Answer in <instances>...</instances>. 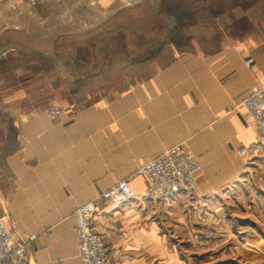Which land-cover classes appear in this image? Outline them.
Returning a JSON list of instances; mask_svg holds the SVG:
<instances>
[{
  "label": "crops",
  "instance_id": "1",
  "mask_svg": "<svg viewBox=\"0 0 264 264\" xmlns=\"http://www.w3.org/2000/svg\"><path fill=\"white\" fill-rule=\"evenodd\" d=\"M181 1L98 0L101 24L110 21V12H140L150 3V18L109 26L136 44L150 37L148 30L179 34L171 14L180 12ZM39 2L0 0V35L12 29L9 13L34 12ZM158 13L166 17L156 18ZM239 21L227 19L209 43L196 39L191 52L164 54L172 58L121 89L78 83L92 68L77 70L75 60L67 69L64 59L43 51L12 49L43 56H31L37 59L0 78V213L16 240L36 236L27 255L10 264H82L74 212L122 181L131 185L133 201L101 208L93 219L110 264H220V257L234 258V232L220 226L219 201L244 182L251 185L256 173L258 194L249 192L246 199L256 200L259 220L264 204V136L239 105L264 85V18L242 31L235 30ZM108 38L102 36L97 52ZM250 58L251 69L245 64ZM47 89L52 98L40 101ZM52 106L62 113L50 115ZM177 146L200 162L197 192L146 198L147 183L137 170ZM242 147L248 155L240 154ZM229 263L234 261L222 262Z\"/></svg>",
  "mask_w": 264,
  "mask_h": 264
},
{
  "label": "rangeland",
  "instance_id": "2",
  "mask_svg": "<svg viewBox=\"0 0 264 264\" xmlns=\"http://www.w3.org/2000/svg\"><path fill=\"white\" fill-rule=\"evenodd\" d=\"M145 5V10L140 12H110V21L102 27L105 14L99 8L98 0H40L33 9L34 12L27 9L21 14L17 8L8 14L7 23L11 22L12 29L0 35V52L12 46L40 50L54 58L64 59V68L67 69L73 64L72 60H75L79 64L77 70L92 68L87 73L91 76L78 79V83H86L87 87L100 84L107 89H121L134 83L136 79L145 78L150 73V68H156L172 58L163 56L164 54L191 52L195 48L196 39L199 44H202L201 41L209 43L210 37L220 32V27L225 26L227 19L235 17V20H240L236 22L235 30L242 31L244 28L252 29L255 22L264 18V0H184L181 1L180 12L171 14L176 22H172L170 18L179 34L167 29L164 35L159 36L161 30H148L150 37H143V42L136 44L127 40L123 29L109 26L110 22L130 17L150 18L151 4ZM157 17H166V14L158 13ZM229 28L232 29L231 26ZM143 31L147 30L144 28ZM152 31L155 33L153 36ZM173 34L176 40L173 39ZM104 35L109 38L102 39L97 52L98 42ZM136 52H139V56H135ZM1 56L0 78L8 75L14 68L18 69L37 59L31 56L43 55L10 50ZM115 56L120 60L114 59ZM99 58L103 60L101 66ZM45 67L51 69L48 64ZM48 91L49 89L39 94L40 101L48 102L52 98ZM53 108L55 107L49 109ZM258 183L257 174L254 173L251 185L246 186L247 182H244L242 188H234L232 192L223 194V199L219 201L222 214L220 226L233 230L234 237H229V244L235 250L234 258L231 254L228 258L220 257V264L227 260H233L234 264H264V204L262 220H259L256 200L246 199L249 192L250 196L251 192L258 194Z\"/></svg>",
  "mask_w": 264,
  "mask_h": 264
},
{
  "label": "built area",
  "instance_id": "3",
  "mask_svg": "<svg viewBox=\"0 0 264 264\" xmlns=\"http://www.w3.org/2000/svg\"><path fill=\"white\" fill-rule=\"evenodd\" d=\"M245 64L251 69L254 60L250 58ZM239 105L248 115V124L264 136V85L244 97ZM61 113L60 107L50 110L52 116ZM239 152L246 156L249 149L242 147ZM200 170V162L183 147L177 146L140 166L137 175L143 177L147 183L144 192L146 198L165 200L179 194L193 195L198 188L196 174ZM133 199L131 185L128 181H122L75 210L76 235L82 264H110L105 240L94 230V216L101 208H121L130 204ZM35 240L36 236L24 241L16 240L7 227L6 216L0 213V264H10L24 258L28 253L29 244Z\"/></svg>",
  "mask_w": 264,
  "mask_h": 264
},
{
  "label": "water",
  "instance_id": "4",
  "mask_svg": "<svg viewBox=\"0 0 264 264\" xmlns=\"http://www.w3.org/2000/svg\"><path fill=\"white\" fill-rule=\"evenodd\" d=\"M156 5L158 4V0H156V3H155ZM12 49H20L19 47H14V46H12V47H10V48H8V49H6V50H3V51H1L0 52V56L1 55H3V54H5L6 52H8L9 50H12Z\"/></svg>",
  "mask_w": 264,
  "mask_h": 264
}]
</instances>
